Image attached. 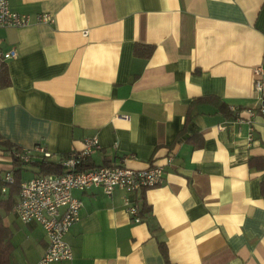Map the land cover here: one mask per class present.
Returning <instances> with one entry per match:
<instances>
[{"label": "crops", "instance_id": "1", "mask_svg": "<svg viewBox=\"0 0 264 264\" xmlns=\"http://www.w3.org/2000/svg\"><path fill=\"white\" fill-rule=\"evenodd\" d=\"M8 1L28 23L0 27L17 53L0 65V199L6 172L41 173L39 152L14 155L35 145L59 163L96 135L86 167H163L136 193L72 189V257L50 264H264V115L245 110L264 67V0ZM12 197L0 207L10 264H34L46 236Z\"/></svg>", "mask_w": 264, "mask_h": 264}, {"label": "built area", "instance_id": "2", "mask_svg": "<svg viewBox=\"0 0 264 264\" xmlns=\"http://www.w3.org/2000/svg\"><path fill=\"white\" fill-rule=\"evenodd\" d=\"M38 17L46 22L52 21L51 15L47 13H42ZM26 23H28L26 14L13 11L8 0H0V27ZM16 54L15 47L4 48L0 38V65ZM254 75L256 106L245 110L249 115H253L255 111L264 115V67L256 66ZM232 109L237 110L236 107ZM98 147L99 141L96 135L87 136L83 140L81 149L72 150L61 159L59 164L63 165L62 173L40 174L19 183L18 199L14 204L16 216L23 223H39L46 236L44 250L34 264H50L72 257V248L65 240L64 234L78 219L81 207V201L72 195V189H86L92 185H100L107 194H111L114 188L136 193L163 181V167L156 163L139 169L131 168L124 163L84 167L86 158ZM32 152H39L42 158L51 155L41 145L16 151L14 155L26 161L31 158ZM171 158L172 155H169L167 161L170 162ZM4 181L12 183L13 175L6 172ZM124 200L129 216L134 221H139L140 212L137 202L129 196Z\"/></svg>", "mask_w": 264, "mask_h": 264}, {"label": "trees", "instance_id": "3", "mask_svg": "<svg viewBox=\"0 0 264 264\" xmlns=\"http://www.w3.org/2000/svg\"><path fill=\"white\" fill-rule=\"evenodd\" d=\"M38 164L40 166V174L63 172V165L50 160L49 156L43 157L39 160ZM84 167H86V165H84ZM20 181L21 180L18 177H14L13 182L9 183V185L7 184L9 187L8 197L6 199H0V207L2 210L9 211L11 209L13 200L12 195L19 191L18 187ZM9 236L10 232L8 228L3 225L0 216V264H10V253L13 246L9 241Z\"/></svg>", "mask_w": 264, "mask_h": 264}]
</instances>
